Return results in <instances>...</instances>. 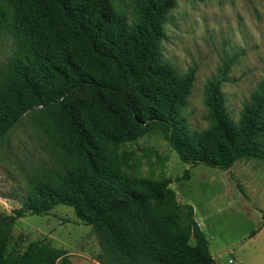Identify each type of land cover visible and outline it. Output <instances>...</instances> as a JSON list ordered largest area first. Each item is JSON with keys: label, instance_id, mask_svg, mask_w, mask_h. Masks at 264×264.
Returning <instances> with one entry per match:
<instances>
[{"label": "trees", "instance_id": "trees-1", "mask_svg": "<svg viewBox=\"0 0 264 264\" xmlns=\"http://www.w3.org/2000/svg\"><path fill=\"white\" fill-rule=\"evenodd\" d=\"M176 2L130 0L128 10L122 0H0V31L17 41L0 87V139L40 109L69 158L31 182L20 207L0 213V264H71L44 239L10 250L19 218L48 215L56 205L71 206L92 226L100 264H216L172 180L143 176L132 153L113 160L104 149L159 134L190 166L229 170L241 158L264 161V77L232 120L222 92L231 60L204 86L209 126L191 129L184 109L197 68L180 73L162 49Z\"/></svg>", "mask_w": 264, "mask_h": 264}, {"label": "rangeland", "instance_id": "rangeland-1", "mask_svg": "<svg viewBox=\"0 0 264 264\" xmlns=\"http://www.w3.org/2000/svg\"><path fill=\"white\" fill-rule=\"evenodd\" d=\"M130 10V0H122ZM163 55L180 73L196 66L184 112L191 129L209 126L204 86L231 60L222 92L232 120L264 77V0H177L167 15ZM17 48L0 31V87ZM40 109L0 139V213H12L27 197L31 182L52 176L69 161L51 123ZM106 155L132 153L143 176L168 177L179 204L189 203L217 264H264V161L241 158L229 170L183 162L159 134H146L117 146L104 144ZM188 176L185 178V172ZM180 179V180H179ZM240 185L245 196L239 190ZM44 239L64 249L71 264H100V240L79 221L71 206L56 205L48 215L29 214L12 229L10 250ZM194 244V239H189Z\"/></svg>", "mask_w": 264, "mask_h": 264}, {"label": "crops", "instance_id": "crops-1", "mask_svg": "<svg viewBox=\"0 0 264 264\" xmlns=\"http://www.w3.org/2000/svg\"><path fill=\"white\" fill-rule=\"evenodd\" d=\"M216 264H217V262H216Z\"/></svg>", "mask_w": 264, "mask_h": 264}]
</instances>
